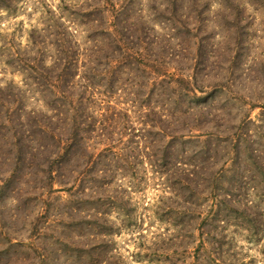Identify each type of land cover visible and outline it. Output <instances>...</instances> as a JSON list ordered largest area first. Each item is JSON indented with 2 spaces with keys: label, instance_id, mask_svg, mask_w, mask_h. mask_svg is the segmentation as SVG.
<instances>
[{
  "label": "trees",
  "instance_id": "1",
  "mask_svg": "<svg viewBox=\"0 0 264 264\" xmlns=\"http://www.w3.org/2000/svg\"><path fill=\"white\" fill-rule=\"evenodd\" d=\"M13 1L0 0V6L10 11ZM83 2L64 6L75 27L60 24L61 55L30 58L33 66L15 58L14 64H23L19 70L28 72V87H0V197L44 200L55 183L74 195L86 192V185H109L117 176L140 186L147 171H135L136 164L148 163L161 178L163 194L171 195H159L157 207L175 239L185 226L210 234L209 227L237 207L213 183L217 169L238 153L231 133L223 138L228 142L223 156L217 144L222 129L234 126L226 113V103L236 100L227 94L233 77L222 71L234 57L222 56L206 67L198 58L195 66L194 57L171 55L165 45L145 40L142 29L127 24L132 10L121 1ZM79 27L88 32L85 49L76 38ZM150 50L156 54L148 55ZM248 117L246 109L238 123L252 122ZM241 141L244 156L252 158L254 148ZM4 152L12 155V164L1 160ZM113 160L119 169L111 168ZM127 162L135 163L132 171L123 166ZM99 228L109 236L103 222Z\"/></svg>",
  "mask_w": 264,
  "mask_h": 264
},
{
  "label": "rangeland",
  "instance_id": "2",
  "mask_svg": "<svg viewBox=\"0 0 264 264\" xmlns=\"http://www.w3.org/2000/svg\"><path fill=\"white\" fill-rule=\"evenodd\" d=\"M82 1L89 6L101 0H14L10 11L0 6V87H28V72L19 70L23 64H14L15 58L33 66L30 58L61 55L60 24L75 27L64 6ZM115 1L132 10L127 24L142 29L145 40L165 45L171 55L194 57L195 66V60L205 59V67L222 56L234 57L222 69L233 77L227 94L236 100L226 103V113L234 117V126L222 129L217 144L223 156L228 143L223 138L231 133L238 153L217 169L213 183L222 194L230 193L237 207L211 225L210 234L200 236V230L184 224L182 237L175 239L170 220L159 218V195L171 196L163 194L161 178L148 163L127 162L123 166L130 171L146 169L140 186L117 176L109 185H86L81 194L59 191L55 183L44 200L0 197V264H264V0H178L177 13L175 0ZM80 29L76 38L85 49L88 32ZM251 105L255 108L249 111ZM246 109L252 122L238 123ZM241 140L254 148L252 158L244 156ZM2 155L5 163H13L12 155ZM111 168L119 169L120 162ZM102 222L109 236L100 232Z\"/></svg>",
  "mask_w": 264,
  "mask_h": 264
}]
</instances>
